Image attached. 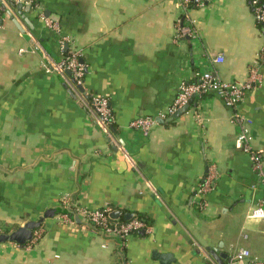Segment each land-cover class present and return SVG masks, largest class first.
Segmentation results:
<instances>
[{"label": "crops", "instance_id": "crops-1", "mask_svg": "<svg viewBox=\"0 0 264 264\" xmlns=\"http://www.w3.org/2000/svg\"><path fill=\"white\" fill-rule=\"evenodd\" d=\"M33 1L39 9L5 6L0 15V232L43 223L35 241L0 243V264H162L160 254L169 264H217L210 248L264 259V224L243 229L263 191L252 155L236 146L233 111L212 93L172 120L178 110L169 111L181 83L204 73L243 83L262 59V85L239 111L252 120L251 153L264 164V34L250 0H200L190 13L195 39L176 38L181 0ZM40 11L59 20L60 33ZM36 43L55 61L80 51L83 90L68 73L46 72ZM83 91L108 99V133ZM138 117L157 121L148 136L129 127ZM209 168L217 182L201 196ZM106 205L142 217L152 232L121 241L93 230L83 210ZM60 210L73 222H59Z\"/></svg>", "mask_w": 264, "mask_h": 264}, {"label": "built area", "instance_id": "built-area-1", "mask_svg": "<svg viewBox=\"0 0 264 264\" xmlns=\"http://www.w3.org/2000/svg\"><path fill=\"white\" fill-rule=\"evenodd\" d=\"M26 4L30 7L37 8V4L33 0H0V15L5 11V6L11 12L13 5ZM201 5L200 0H181L180 6L183 10V16L179 18L176 25V38L181 39L197 38L198 29L196 20L192 17L191 7ZM250 5L253 9V14L257 24L263 29L264 34V0H250ZM39 18L43 22L44 26L55 32L60 33V22L57 18H52L45 15L44 12L39 13ZM68 40L61 38L60 42L62 46L66 44ZM36 49L42 51L45 63L46 72H56L60 75L70 73L72 86L79 90L84 87L85 67L81 62V52L78 50H69L65 57L60 61H55L50 54H48L39 43H36ZM24 50L21 49L20 52ZM264 48L262 50L263 55ZM262 58V57H261ZM216 63L223 62V58L217 56L214 58ZM262 59L254 63L250 68L247 79L243 83L222 81L217 77L212 76L211 73H204L199 81L194 83H181L177 96L170 108V114L181 109L187 105L194 97H202L207 94H215L218 96L225 107L233 111V118L239 125L240 131L236 139L237 148L243 150L246 153L252 155L254 170L260 177V184L263 191V197L254 205L257 208L264 209V164L261 156L251 153L253 135L251 132L252 120L243 115L239 111V107L244 101L248 92L259 88L262 85V73H261ZM81 98L87 107L93 112L96 121L103 128L105 132H109L110 126L114 122V115L110 107L107 98L100 95H91L85 91L82 92ZM155 118L150 117H138L132 120L129 124L131 129L141 132L143 135L148 136L156 125ZM217 172L214 168H209L206 177L198 188L199 194L205 196L212 192L217 182ZM61 205L67 208V201L61 200ZM113 212V208L106 205L99 209H86L83 210V215L86 220V224L93 230L100 231L108 237L118 238L121 241H125L130 235L144 231L149 234L152 232V228L146 225L139 219H131L130 221L117 220L114 221L110 218V214ZM59 222L69 224L73 222L72 217L66 212L57 214ZM34 241L39 239L38 231L34 233ZM230 264H264V260H259L254 257L251 252L245 248H240L231 257Z\"/></svg>", "mask_w": 264, "mask_h": 264}, {"label": "water", "instance_id": "water-1", "mask_svg": "<svg viewBox=\"0 0 264 264\" xmlns=\"http://www.w3.org/2000/svg\"><path fill=\"white\" fill-rule=\"evenodd\" d=\"M13 6L14 7L18 6V8L22 7L21 4L13 5ZM68 74L70 73L68 72ZM80 89L83 90V88H80ZM190 102H192V100ZM189 106H190V103H188L187 105L179 109L170 120L185 113L186 110L189 108ZM159 122L162 123L163 121L160 120ZM53 214L54 212L46 213L45 218L52 217ZM110 218L114 221H117L120 219L124 221H130L131 219L134 218V215L130 213L123 215L121 211L116 210L110 214ZM42 223H43V219H40L38 221L27 222L24 226L10 233L0 232V243L13 242L19 245H25L28 242L33 240L34 232L42 226ZM141 233L143 234L144 231H142ZM209 251H210L212 258L215 260L217 264H230L231 256H229L228 253L223 252L220 248H210ZM157 257L161 260L162 264H169L170 263L169 261L173 259L172 256L169 254H160L159 256L157 255Z\"/></svg>", "mask_w": 264, "mask_h": 264}, {"label": "clouds", "instance_id": "clouds-1", "mask_svg": "<svg viewBox=\"0 0 264 264\" xmlns=\"http://www.w3.org/2000/svg\"><path fill=\"white\" fill-rule=\"evenodd\" d=\"M261 224H264V209L255 206L250 207L245 215L243 229H251Z\"/></svg>", "mask_w": 264, "mask_h": 264}, {"label": "trees", "instance_id": "trees-1", "mask_svg": "<svg viewBox=\"0 0 264 264\" xmlns=\"http://www.w3.org/2000/svg\"><path fill=\"white\" fill-rule=\"evenodd\" d=\"M63 212H66L67 214H69L70 215V217H72V212L71 211H69V210H60L59 212H57V214L58 213H63ZM135 219H139L140 221H142L143 223H145L146 225H149L148 224V222H146V220H144L142 217H140V216H136V217H134ZM104 234V233H103ZM106 236V235H105Z\"/></svg>", "mask_w": 264, "mask_h": 264}, {"label": "rangeland", "instance_id": "rangeland-1", "mask_svg": "<svg viewBox=\"0 0 264 264\" xmlns=\"http://www.w3.org/2000/svg\"><path fill=\"white\" fill-rule=\"evenodd\" d=\"M259 260H264V259H259Z\"/></svg>", "mask_w": 264, "mask_h": 264}]
</instances>
